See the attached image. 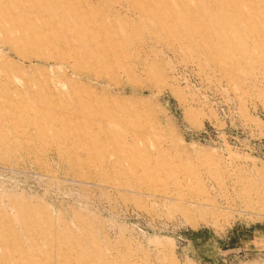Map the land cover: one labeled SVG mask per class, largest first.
<instances>
[{
    "label": "rangeland",
    "instance_id": "374dc122",
    "mask_svg": "<svg viewBox=\"0 0 264 264\" xmlns=\"http://www.w3.org/2000/svg\"><path fill=\"white\" fill-rule=\"evenodd\" d=\"M0 264H264V0H0Z\"/></svg>",
    "mask_w": 264,
    "mask_h": 264
}]
</instances>
